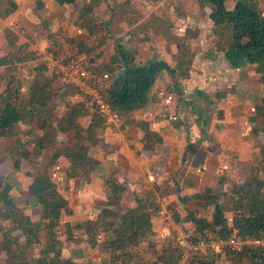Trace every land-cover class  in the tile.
<instances>
[{
  "label": "trees",
  "instance_id": "1",
  "mask_svg": "<svg viewBox=\"0 0 264 264\" xmlns=\"http://www.w3.org/2000/svg\"><path fill=\"white\" fill-rule=\"evenodd\" d=\"M55 1L60 7H77L75 25L78 32L66 38L64 43L60 38H51L52 34L47 36L53 39L49 40V51L56 59L63 60L65 45H72L77 56L87 55L89 70L99 78V92L119 116H131L149 103L151 90L163 71L173 80L190 78L194 60L190 44L199 31L187 27L183 35L174 32L185 14L182 7H177L173 20L168 14L158 17L155 13L145 19L146 14L136 10L132 0H123L120 4L116 0ZM110 1L115 4L111 5ZM228 1L198 0V5L201 10H210L216 48L224 54L230 67L240 69L251 65L260 76L259 82L264 84V11L261 9L264 0H233V9L227 7ZM106 4L111 18L101 21L99 11ZM17 10L14 0H0V17L6 18ZM121 21H126L133 28L143 21L139 24L141 27L132 31L142 33L143 42L158 35L167 44H175L177 52L172 57V63L158 59L139 63L138 50L132 49L127 41L120 38L116 40L115 52L107 60L99 62L104 53L96 55L95 50L115 37L110 28L113 25L114 29H122L116 24ZM49 26L50 23L45 21L37 31L44 35L50 30ZM132 32L127 36H132ZM5 37L9 53L0 57V66L6 68L5 73L0 75V92L3 84L6 85L3 98L6 96L14 100L20 93L22 86L21 80L17 79L18 65L24 62L35 61L33 80L39 81L41 87L31 91L20 109L13 102L5 101L4 107L1 104L0 139H13V144L4 150V159L15 171L20 169L22 161L28 162L27 176L32 180L30 197L42 209L38 219L27 214L12 195L10 178L0 176V220L5 223L0 230L3 236L0 253L5 252L6 264H152L144 257L147 253L156 257L154 262L179 264L182 252L178 247L169 243L159 250L152 240L153 218L160 214L153 195L137 196L135 207H124L126 187L119 181L118 175L107 180L106 199L96 216L82 223L63 218L64 215H71L72 210L69 199L60 192L53 179V172L63 159L70 164L67 171L69 178L86 179L99 170L101 162L92 157L90 151L100 143L99 133L105 126L106 117L96 113L88 127L82 126L80 119L97 108L95 102L68 82L63 88H54L60 75L50 70L46 63L37 61L38 57L30 51L29 45H19V38L11 29L5 30ZM93 39L97 41L95 44L90 42ZM31 40L35 41L33 36ZM70 55L64 61L73 60ZM77 95L80 100L74 101ZM65 100L66 112L60 115L58 102ZM252 115L255 134L264 132V99L255 106ZM126 123V126L140 128L148 125L131 119ZM21 126L26 129L21 131ZM64 135L66 138H61ZM158 137L148 130L142 142L151 146ZM62 145L64 148L60 150ZM260 148L249 166L246 180L233 182L231 191L224 192L221 180L216 187L181 198V203L185 205L194 200L198 202L196 213L189 211L183 217L180 208L173 213L175 222L192 225L194 242L209 241L215 237L226 240L231 236L264 239V144ZM196 151L195 144L188 146L187 152L194 154ZM15 232H22L23 240L15 238ZM71 243L89 244L101 254H109L110 259L95 263L66 258L63 250ZM220 261L223 264H264V246L244 247L241 251L225 248L214 255H197L191 264H220Z\"/></svg>",
  "mask_w": 264,
  "mask_h": 264
},
{
  "label": "crops",
  "instance_id": "2",
  "mask_svg": "<svg viewBox=\"0 0 264 264\" xmlns=\"http://www.w3.org/2000/svg\"><path fill=\"white\" fill-rule=\"evenodd\" d=\"M14 1L18 10L6 18L0 17V57L9 53L6 29L15 32L19 38V45H29L30 51L36 57L39 53L50 52V41L54 38H60L64 43V39L78 32L75 25L77 16L75 5L60 7L55 0ZM122 1L116 0V3L120 4ZM109 3L115 4L111 1ZM150 4L146 6L152 7L151 11L142 12L146 14L145 19L152 13L158 17L169 14L166 12L167 6L173 8L174 14L177 7H182L185 14L174 32L183 35L187 27L199 31L197 38L190 44L194 55L191 76L187 80L177 81L163 71L151 90L149 103L143 109L127 117H121L116 113L118 118L114 116L106 118L105 126L99 133L100 143L90 151V155L101 162L99 170L91 176L86 179L69 178L67 171L70 164L66 159L61 160L53 172V179L58 184L60 192L70 202L72 214L64 215L66 221L82 223L96 216L106 199L107 180L113 175H118L119 181L126 187L123 194L124 207L133 208L136 206L137 196L151 194L160 211L167 209L174 215V210L180 208L183 217L189 211L196 213L198 202L194 200L185 205L181 203V198L202 193L209 187H216L221 180L225 187H230L235 181L244 182L254 156L260 152V147L264 144V132L255 134V124L251 123L255 106L261 104L264 99V84L259 82L260 76L255 73L253 66L233 69L224 54L217 50L212 35L214 23L210 19V10L208 8L201 10L198 0H155ZM234 5L233 0L227 2L229 9H233ZM261 9L264 11L263 4ZM104 11L106 19H102V16L100 19L108 21L111 18L108 4L101 7L99 15ZM170 13L171 18L174 14L172 15V11ZM45 21L50 23V30L44 35L48 39L47 36L52 34L53 38H49L48 41L37 31ZM116 24L122 29L117 30L116 27L114 29L112 25L110 30L115 37L95 50L96 55L104 53L99 62L107 60L115 52L116 40L120 38L127 41L129 47L138 50L139 63H146L152 59L172 63V57L177 52L175 44H167L162 36L158 35L143 42L142 33L132 32L135 28L141 27L139 24L134 28L129 27L126 21ZM129 32H132V36H127ZM32 36L35 41L31 40ZM90 42L95 44L97 41L93 39ZM64 50L66 53H63V57L71 50H75V47L65 45ZM34 63L35 61H28L18 65L17 79L21 80L22 88L14 100L6 96L3 98L2 94L6 88L3 84L0 107L1 104L4 107L6 101L13 102L20 109L24 107L31 91L40 89L41 83L33 80ZM5 69L4 66H0V75L5 73ZM54 85V88H63L66 83L62 78H58ZM223 94L226 96L220 97ZM73 100H80V97L77 95ZM66 102L67 100L63 103L58 102L60 115L66 112L64 105ZM96 113L95 108L89 116L80 119V124L88 127ZM129 119L148 125L141 128L126 126ZM20 129L24 131L26 127L21 126ZM148 130L159 136L151 146L142 142ZM61 138L65 139L66 136ZM11 144L13 139H0V176L10 178L9 182L13 185L12 195L17 205L38 219L42 209L30 197L29 186L32 180L27 176L28 162L22 161L20 169L15 171L4 159V150ZM192 144H195L197 149L194 154L187 152L188 146ZM63 148L64 145L60 150ZM262 180L264 181V175ZM162 191L164 193H161ZM154 220L157 222V228ZM163 224L161 214L154 216L153 234L160 230ZM182 225L192 232L191 224ZM4 226L5 223L0 220V230ZM22 236V232L14 234L15 238L21 240ZM2 245L3 236L0 234V247ZM63 255L66 258L92 260L95 263L110 259L109 254H101L97 248L86 243L67 245ZM0 264H6L5 252L0 253Z\"/></svg>",
  "mask_w": 264,
  "mask_h": 264
},
{
  "label": "built area",
  "instance_id": "3",
  "mask_svg": "<svg viewBox=\"0 0 264 264\" xmlns=\"http://www.w3.org/2000/svg\"><path fill=\"white\" fill-rule=\"evenodd\" d=\"M49 62L40 60L46 63L50 70L54 71L57 75L62 76L60 72L64 73L69 71L71 75L69 80L66 78L68 83L72 86L78 88L81 92L88 95L97 106V113L105 116L107 119L110 116L118 118V115L112 110L110 104H108L101 93L98 90L99 78L93 74L88 65H85V62L89 58L87 55H80V63L82 62L83 66L79 69H74L80 63H76L74 59L71 61H64L56 59L52 53L45 52ZM53 57V59H52ZM56 59V60H55ZM89 63V59H88ZM164 224L160 230H157L153 234L152 240L159 247L163 248L165 245L172 243L171 238H175L176 247H178L182 255L179 260V264H191L195 256L204 255V254H217L220 253L225 248H231L233 250L241 251L244 247H262L264 246V239H255V238H240L236 236H231L228 239L212 238L209 241H199L194 242L192 239V232L181 227V224L174 221L172 213L163 209L160 211ZM171 241V242H170ZM152 264H165L162 261L154 262Z\"/></svg>",
  "mask_w": 264,
  "mask_h": 264
},
{
  "label": "rangeland",
  "instance_id": "4",
  "mask_svg": "<svg viewBox=\"0 0 264 264\" xmlns=\"http://www.w3.org/2000/svg\"><path fill=\"white\" fill-rule=\"evenodd\" d=\"M133 1V6L136 8V10L137 9H139V10H141V11H143L144 10V12L146 13H148V12H150L151 11V8L152 7H147L146 5H148V6H150L151 4V2H153V1H155V0H132ZM112 5H113V3H112ZM172 11V15L174 14V12H173V8H170V6H167V8H166V12H168L169 14L168 15H170L171 12ZM105 12V11H104ZM104 12H102L101 13V15L100 16H102V19H106V12H105V14H104ZM108 14V13H107ZM65 40V39H64ZM68 54V55H67ZM66 55H65V57H64V59H66V58H69V55L70 56H72V57H74V61H75V64L76 63H80V59H79V56H77V54H76V51L75 50H73V52L71 53V52H69V53H67ZM46 53L45 52H42V53H39V55H37V57L40 59V60H43V61H46V62H49V60L47 59V57H46ZM49 58V57H48ZM52 59H53V57H52ZM63 59V60H64ZM89 59V58H88ZM88 59H87V61L85 62V65H88ZM56 60V59H55ZM67 62V61H66ZM83 66V64H82V62L78 65V66H76L74 69H79V68H81ZM61 73V78L64 80V82L67 84V81L69 80V76L71 75V73H69V71L67 70V71H65L64 73H62V72H60ZM66 77V78H64V77ZM231 185L232 184H230V187H225V185H223V189H224V192H228V191H231ZM226 189H228V190H226ZM154 224H155V228H157L156 226H157V222H155V220H154ZM185 227V225H181V227ZM187 226V225H186ZM183 227V228H184ZM171 241H172V243L176 246V241H175V238H171ZM170 241V242H171ZM168 245V244H167ZM158 249L159 250H161V249H163V248H159L158 247ZM144 257L150 262L151 261V263H153L155 260H156V257H154L153 255H151L150 253L148 254H145L144 255ZM220 264H223V262L222 261H220Z\"/></svg>",
  "mask_w": 264,
  "mask_h": 264
},
{
  "label": "water",
  "instance_id": "5",
  "mask_svg": "<svg viewBox=\"0 0 264 264\" xmlns=\"http://www.w3.org/2000/svg\"><path fill=\"white\" fill-rule=\"evenodd\" d=\"M190 95H191V92H190Z\"/></svg>",
  "mask_w": 264,
  "mask_h": 264
}]
</instances>
